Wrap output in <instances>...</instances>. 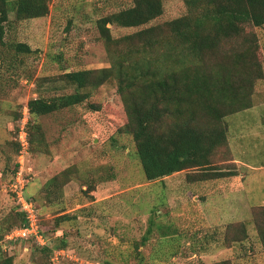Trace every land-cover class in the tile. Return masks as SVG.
<instances>
[{
    "label": "rangeland",
    "instance_id": "rangeland-1",
    "mask_svg": "<svg viewBox=\"0 0 264 264\" xmlns=\"http://www.w3.org/2000/svg\"><path fill=\"white\" fill-rule=\"evenodd\" d=\"M133 2L50 0L43 17L9 15L4 40L26 42L36 52L15 70L0 67V244L13 264H137L135 242L148 236L138 248L146 264H264L252 221L264 206V26H245L258 37V47H251L261 76L253 81L250 106L224 117L226 143L212 161L236 175L198 180L201 171L188 169L146 180L114 81L80 104L39 116L45 149L17 158L20 120L29 119L27 101L72 91L54 81L63 70L109 65L95 22ZM186 12L182 0H163L162 14L146 25L108 27L119 37ZM17 159L45 242L55 244L62 236L65 243L48 256L31 242L4 237L16 210L10 181ZM55 175L66 179L47 198V181ZM61 214L68 218L56 226Z\"/></svg>",
    "mask_w": 264,
    "mask_h": 264
},
{
    "label": "trees",
    "instance_id": "trees-1",
    "mask_svg": "<svg viewBox=\"0 0 264 264\" xmlns=\"http://www.w3.org/2000/svg\"><path fill=\"white\" fill-rule=\"evenodd\" d=\"M49 1L0 0V67L15 70L24 64L26 55L36 52L26 42L4 40L9 15L14 13L17 20L43 17ZM182 1L187 8L185 14L119 37L111 34L108 24L146 25L162 14L163 0H134L132 6L98 18L95 23L109 65L63 70L54 81L72 91L27 101L29 151L46 147L39 116L80 104L93 90L114 81L126 113L125 130L132 136L146 180L188 169L201 171L196 174L198 180L236 175L235 170L213 167L212 161L217 148L226 143L224 117L250 106L253 81L261 76L251 47H258V37L244 30L248 24L264 26V0ZM15 146L17 156V140ZM17 166L15 161L13 174ZM65 179L58 175L50 178L45 196L60 191ZM24 194L36 208V201L25 188ZM19 208L16 200L4 237L15 226L26 225V215ZM66 218V214L58 215L55 225ZM252 221L264 250V206L252 213ZM148 230L150 233V227ZM148 239L143 236L135 242L137 264H146L138 248ZM26 241L47 256L65 246L62 236L55 244ZM13 261V255L6 254L0 244V264Z\"/></svg>",
    "mask_w": 264,
    "mask_h": 264
},
{
    "label": "built area",
    "instance_id": "built-area-1",
    "mask_svg": "<svg viewBox=\"0 0 264 264\" xmlns=\"http://www.w3.org/2000/svg\"><path fill=\"white\" fill-rule=\"evenodd\" d=\"M27 119L23 117L20 120L19 128L17 131L16 140L19 143L20 151L17 155L18 159H23L25 154L29 152V141L28 134L26 131ZM17 169L15 170L10 181L11 192L14 193L17 203H19V209L23 211L26 215L27 223L23 226H15L11 231L5 235V240H28L32 239L38 245L46 244L45 238L43 236V231L39 223V216L37 209L34 206V203L31 198L27 197L24 194L25 188V173H22V165L18 162ZM23 163V162H22ZM62 250L56 251L57 254H60Z\"/></svg>",
    "mask_w": 264,
    "mask_h": 264
}]
</instances>
